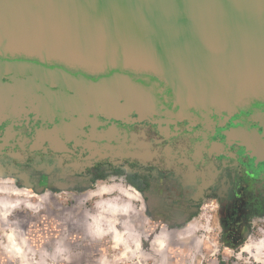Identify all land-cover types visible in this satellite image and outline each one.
I'll use <instances>...</instances> for the list:
<instances>
[{
    "label": "water",
    "instance_id": "water-1",
    "mask_svg": "<svg viewBox=\"0 0 264 264\" xmlns=\"http://www.w3.org/2000/svg\"><path fill=\"white\" fill-rule=\"evenodd\" d=\"M18 56L110 74L93 82L65 67L50 69L57 80L48 81L59 88L28 102L48 116L67 109L59 117L71 119L38 129L30 150L71 157L61 136L71 140L90 113L112 117L134 107L140 120L158 113L209 121L263 104L264 0H0V64ZM129 71L162 82L172 107ZM93 156L85 158L92 163Z\"/></svg>",
    "mask_w": 264,
    "mask_h": 264
},
{
    "label": "flooded vegetation",
    "instance_id": "flooded-vegetation-1",
    "mask_svg": "<svg viewBox=\"0 0 264 264\" xmlns=\"http://www.w3.org/2000/svg\"><path fill=\"white\" fill-rule=\"evenodd\" d=\"M57 67L85 75L93 82L110 76L63 64L44 65L36 58L25 56L3 58L0 64V176L12 175L24 188L49 195L79 190L80 186L86 189L83 187L89 186L100 174L118 169L131 174L134 170L137 174L134 183L146 200L151 221L167 216L168 222L173 223L176 211L188 217L203 201L214 197L216 204L209 205L215 210L219 226L224 228L225 241L232 246L243 241L253 217L264 211V103L242 106L230 119L214 114L209 121L199 116L180 120L158 113L140 120L134 107L112 117L102 112L90 113L88 121L71 140H66L64 134L61 136L73 151L71 157L52 149L32 151L30 147L38 129L50 128L62 119L71 120L59 117L67 109H57L48 116L45 110L30 107L28 103L32 98L46 96L48 90L59 88L57 83L48 81L57 80L48 73ZM128 74L139 81L145 79L154 93L172 107L166 86L157 78L154 84L152 79L148 80L147 73L129 71ZM73 91L68 89L69 94ZM125 102L121 99L122 104ZM78 116L75 113L74 117ZM101 135L105 138L99 139ZM128 150L136 154H128ZM91 154L95 157L89 163L85 157ZM30 215L10 211L6 215L8 220H0V229L10 228L12 218ZM35 224L27 232L30 239L41 240L48 233L47 227L39 222ZM68 228L79 233L74 225ZM57 230L50 228L49 232L58 236L62 230ZM2 234L6 235V231Z\"/></svg>",
    "mask_w": 264,
    "mask_h": 264
},
{
    "label": "rangeland",
    "instance_id": "rangeland-1",
    "mask_svg": "<svg viewBox=\"0 0 264 264\" xmlns=\"http://www.w3.org/2000/svg\"><path fill=\"white\" fill-rule=\"evenodd\" d=\"M136 175L118 169L100 174L81 191L49 195L1 175L0 220H8L13 210L31 215L12 218L10 228L0 229V234L6 231L0 235V264H264V211L253 217L243 241L232 246L215 218L214 197L188 217L176 211L173 223L167 216L154 222L134 183ZM35 222L47 227L41 240L27 232ZM72 225L79 233L70 232ZM50 228L62 231L56 236ZM11 234L18 252L11 248Z\"/></svg>",
    "mask_w": 264,
    "mask_h": 264
},
{
    "label": "bare ground",
    "instance_id": "bare-ground-1",
    "mask_svg": "<svg viewBox=\"0 0 264 264\" xmlns=\"http://www.w3.org/2000/svg\"><path fill=\"white\" fill-rule=\"evenodd\" d=\"M10 237H11V240H12L11 248H13V250H14L15 252H18L17 245H15V244L13 243V239H14V237H15V234H11ZM10 243H11V242H10ZM9 245H10V244H9Z\"/></svg>",
    "mask_w": 264,
    "mask_h": 264
}]
</instances>
